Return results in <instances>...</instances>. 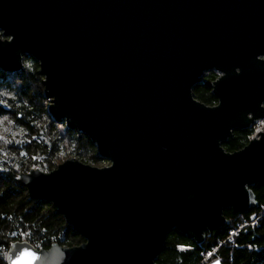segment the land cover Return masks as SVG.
I'll use <instances>...</instances> for the list:
<instances>
[{
	"label": "water",
	"instance_id": "95a60500",
	"mask_svg": "<svg viewBox=\"0 0 264 264\" xmlns=\"http://www.w3.org/2000/svg\"><path fill=\"white\" fill-rule=\"evenodd\" d=\"M0 32V70L33 57L50 119L109 161L20 173L84 241H15L7 264H158L169 231L200 244L258 206L264 130L222 143L264 118V0H0ZM210 71L213 105L193 92Z\"/></svg>",
	"mask_w": 264,
	"mask_h": 264
},
{
	"label": "trees",
	"instance_id": "16d2710c",
	"mask_svg": "<svg viewBox=\"0 0 264 264\" xmlns=\"http://www.w3.org/2000/svg\"><path fill=\"white\" fill-rule=\"evenodd\" d=\"M216 77L214 71L207 73L203 83L193 88L195 98L215 104L211 82ZM41 81L39 65L29 55H23L20 71L0 70V264H7V250L15 241H27L38 249H47L53 243L69 247L84 241L52 202L28 195L17 180L20 173L33 168L51 171L71 156L86 163L106 161L97 156L86 135L50 119ZM253 132V126L233 129L222 145L228 151L240 149ZM251 188L257 207L241 214L224 209L227 223L206 232L200 244L176 230L169 231L156 262L208 264L218 258L221 264H264V187L256 183ZM235 229L237 232L228 238ZM207 251L213 252L204 261Z\"/></svg>",
	"mask_w": 264,
	"mask_h": 264
},
{
	"label": "built area",
	"instance_id": "2783aa9c",
	"mask_svg": "<svg viewBox=\"0 0 264 264\" xmlns=\"http://www.w3.org/2000/svg\"><path fill=\"white\" fill-rule=\"evenodd\" d=\"M254 123H255V122H254ZM254 123H253V124H254ZM256 123H261L262 125H261L260 127H256V129H255V126L253 127V128H254V132H253V134L251 135V137L254 136V135H257V132H258V131H263V130H264V118H263V119H259V120H257ZM244 224H245V223L240 224V227L244 226ZM236 232H237L236 229H235V230H231V231H230V234H229V236H228V238H231V236H232L234 233H236ZM219 243H220V242H219ZM215 249H216V247L213 248V251H214ZM213 251H207V252L203 255V257H204L203 260L205 261Z\"/></svg>",
	"mask_w": 264,
	"mask_h": 264
},
{
	"label": "rangeland",
	"instance_id": "374dc122",
	"mask_svg": "<svg viewBox=\"0 0 264 264\" xmlns=\"http://www.w3.org/2000/svg\"><path fill=\"white\" fill-rule=\"evenodd\" d=\"M0 36H1V32H0ZM211 72V71H210ZM207 73H209V72H207ZM207 73H205L204 74V76L207 74ZM217 76H218V72H214ZM203 76V77H204ZM47 100V99H46ZM48 101V100H47ZM262 124L261 123H254L252 126L254 127L255 126V129H256V127H260ZM251 126V127H252ZM71 157H75V156H71ZM68 158V157H67ZM63 162V161H62ZM89 164H91V165H95V166H99V167H101V166H106V165H108L109 164V161H100L99 163H97V164H93V163H90V162H88Z\"/></svg>",
	"mask_w": 264,
	"mask_h": 264
}]
</instances>
